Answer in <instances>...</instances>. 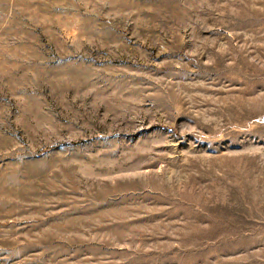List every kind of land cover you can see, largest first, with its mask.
Returning a JSON list of instances; mask_svg holds the SVG:
<instances>
[{
	"label": "rangeland",
	"instance_id": "rangeland-1",
	"mask_svg": "<svg viewBox=\"0 0 264 264\" xmlns=\"http://www.w3.org/2000/svg\"><path fill=\"white\" fill-rule=\"evenodd\" d=\"M0 264H264V0H0Z\"/></svg>",
	"mask_w": 264,
	"mask_h": 264
}]
</instances>
